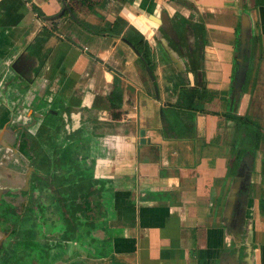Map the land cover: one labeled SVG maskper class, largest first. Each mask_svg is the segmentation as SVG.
<instances>
[{
	"label": "crops",
	"instance_id": "obj_1",
	"mask_svg": "<svg viewBox=\"0 0 264 264\" xmlns=\"http://www.w3.org/2000/svg\"><path fill=\"white\" fill-rule=\"evenodd\" d=\"M244 11L252 61L237 113ZM177 15L206 27L199 72L169 45ZM263 59L264 0H0V190L26 171L12 117L60 113L62 134L85 133L112 200L108 237L88 238L95 254L76 264H264V145L247 148L229 118L247 115Z\"/></svg>",
	"mask_w": 264,
	"mask_h": 264
},
{
	"label": "trees",
	"instance_id": "obj_2",
	"mask_svg": "<svg viewBox=\"0 0 264 264\" xmlns=\"http://www.w3.org/2000/svg\"><path fill=\"white\" fill-rule=\"evenodd\" d=\"M70 9L72 11V8ZM244 18L247 19L246 23L249 27L250 47L249 55L246 54L245 60L246 78L243 85V92L248 85L251 72L250 63L252 61L253 38L251 18L248 12L245 11L241 19L240 38L243 30ZM172 23L177 33V41H171L169 39V45L174 50L175 55L184 62L188 71H201V60L204 48L207 44V30L205 25L180 15L175 16ZM144 58L146 59V55ZM236 69L238 70V67H236ZM237 70H235V78ZM115 96L116 93L112 94L113 99L116 98ZM186 107L187 106H183V108ZM191 110H193V108H191ZM172 112L177 114L176 111L172 110ZM231 114L232 113L229 114V118L235 120L238 133L241 134L244 127H250L252 130V126L250 125L251 121L248 117L245 116L243 118L236 114ZM42 118V114L37 115L38 122ZM63 125V117L60 113L54 114L53 112H49L46 114L42 125L35 135L37 138L36 152L38 162L41 169L47 172V177L38 179L37 183H42V185L44 184L47 187V190L50 191V196L44 195V198L47 201L52 199L54 203L51 205L48 203L45 211L42 210V212H39L32 203L36 202L39 197H42V194L34 192V186H30L31 189L22 192L18 191L13 193L8 191L10 193H8L7 197H10V199L2 202L0 206L2 207L0 215L3 214L7 208L5 218L11 219V221H5V219L0 218V232L6 235V241L3 244V248L0 250V260L9 261L11 256L6 259L7 253L10 247L16 244V246L20 245V247L25 246L28 251L34 250L36 252H41L40 258L33 257L30 264H58L68 261H71L72 264H76L84 252L91 256L95 254L93 249L95 247L92 246V243L88 242V238L97 236L96 233H99L100 236L103 234L108 237V222L113 215L110 202L111 197L107 196L108 189L110 190L108 186L110 182L97 181L94 179V161L92 162V166L86 165L81 169V159L83 160L84 158L88 160V158H90L89 156L83 157L82 151H89V146L79 144V142L76 144L73 136L75 134L82 135L78 138L79 141V139L81 140L84 137L85 133L79 131L72 134H62ZM14 133L18 134L19 130L14 131ZM43 137L45 138L44 140L42 139ZM253 152L254 151L245 150L243 151V157L251 158ZM71 173L73 175H71ZM74 175L84 176L86 180L87 186L83 190V192H87L85 199H75L72 196V188L69 189L67 187L66 189L62 188V186L59 188L62 183L65 186L71 185L73 182L71 177ZM47 213H52V215L46 217ZM80 219L83 221V225L80 224ZM50 222L52 224H50ZM28 226L31 227L29 230L27 229ZM38 229H40L44 237L42 244L28 238L31 233L34 235ZM56 229H58V231ZM25 232L28 235V239L22 236ZM39 245L42 247L39 248Z\"/></svg>",
	"mask_w": 264,
	"mask_h": 264
},
{
	"label": "rangeland",
	"instance_id": "obj_3",
	"mask_svg": "<svg viewBox=\"0 0 264 264\" xmlns=\"http://www.w3.org/2000/svg\"><path fill=\"white\" fill-rule=\"evenodd\" d=\"M239 52H240V49H239ZM263 61H264V59H263ZM257 76H258V81H261V79L264 78V71L259 70V73ZM260 77H262V78H260ZM262 82H263L262 84L256 86L254 88V90L252 91V95L250 97L249 106H248L247 113H246L247 114L246 117H248V119L251 121L250 125L252 126L251 127L252 131L250 132L251 129L249 127H244V129L242 130V133L245 132V144H246L247 148H253V149L255 148L256 150L261 149L262 145H264V81L262 80ZM240 101H241V99H240ZM239 107H240V105H238V107L236 109L237 113H238ZM79 135L75 134L73 136V138H75L76 144H78V142H79V144L85 145L86 143H85L84 137L81 140L79 139V141H78V138L82 136V135H80V136ZM42 139L44 140L45 138L43 137ZM18 144H19V147L21 148V150L22 149L26 150L27 143L25 142V140L21 139ZM36 147H37V144H34V146L30 149V151H34V149ZM19 152H20V154L24 155L22 153V151H19ZM82 154H83V157L89 156L88 151H86V150H83ZM87 162H90V159L88 158V160H85L83 158V162L81 164V169L84 168V166L86 165ZM26 169H27V166H26ZM83 179H85V178L84 177L80 178V177L74 176L71 178V180H73L71 185L65 186L62 183L59 186V188L61 186H62V188H66V189H67V187L69 189L72 188L71 189L72 196L75 199H77V200L81 199V198L85 199L87 192L86 191L83 192V190L87 186V184H86V181H84ZM81 181H83V182H81ZM35 189H37L39 191V193L42 194V197H39L36 202L32 203V205L39 212H42V210L45 211V208H47L48 203L50 205L52 203H54V201L52 199L50 201L49 200L47 201L44 198V195L50 196V191H48L47 187L44 184L42 185V183H38L37 185H35ZM77 193L79 194V196ZM0 210H1V207H0ZM6 212H7V208L3 212V214L0 215V218H3V219H5V221L10 222L11 219L9 220L8 218H5ZM51 215H52V213H47L46 217H49ZM76 218H77V215H76ZM0 222H1V220H0ZM80 222H81L80 223L81 225L84 224L82 220ZM50 224H52V223L50 222ZM59 225H60V223H59ZM29 226H30V224H29ZM29 226L27 227L28 230L30 228ZM56 230L58 231V229H56ZM22 236H23V238L28 237L26 232H25V234L23 233ZM28 238H31L34 242H38L39 244H42L43 239H44L43 234L41 233L40 229H38V231H36L34 233V235L31 233ZM41 247L42 246L39 245V248H41ZM7 254L8 255H7L6 259L9 258L10 256H11V259L9 261L0 260V264H30L33 257L40 258L41 252L40 251L36 252L34 250L28 251L25 246L20 247V245L16 246V244H13L12 247H10V250ZM58 264H65V263L60 262Z\"/></svg>",
	"mask_w": 264,
	"mask_h": 264
},
{
	"label": "flooded vegetation",
	"instance_id": "obj_4",
	"mask_svg": "<svg viewBox=\"0 0 264 264\" xmlns=\"http://www.w3.org/2000/svg\"><path fill=\"white\" fill-rule=\"evenodd\" d=\"M240 40H241V38H240ZM240 44H241V42H240ZM2 81H3V77H0V89L1 90H2V85H3ZM0 94H1V91H0ZM13 111H15V110H13ZM13 113H16V112H13ZM47 113H49V112H46L43 115V118L39 122L37 121V116H34L33 118L31 116L26 118L27 116L23 117V116H19V114H15L16 116L14 115L12 117L13 118L12 121L13 120H15V121H14L13 125L11 126V130L13 132L16 130H19V133L15 134L16 137H14L15 144H18L21 139L25 140V142L27 143L26 150H23V149L21 150V148L19 147V151H22V153L24 154V155H22V154L21 155L24 157L23 159L26 162L27 169L23 174H21L22 177L24 178V183L21 184L18 188H16V189L5 188V189L0 190V206L4 200L10 199V197H7L8 193H10V192L14 193V192H18V191H21V192L27 191V190L31 189L30 186L35 187V185L38 184L37 183L38 179L47 177L46 170L41 169V167L39 165L36 148L34 149V151H30V149L34 146V144L37 143V138L35 135H36L39 127L42 125V122L45 119V116ZM85 145L89 146L87 144H85ZM89 157H90V155H89ZM89 159H90V162H87L86 165L92 166V162L94 161V159H92L91 157ZM82 162H83V160L81 159V164H82ZM93 167H94V164H93ZM71 175H73V174H71ZM74 176L75 177L77 176L80 178L82 177V176H78V175H74ZM74 176H72V177H74ZM83 180L86 181L85 179H83ZM81 182H83V181H81ZM33 189H34V192L39 193V191L37 189H35V188H33ZM8 191H10V192H8ZM5 241H6V235L3 232H0V250L3 248V244L5 243Z\"/></svg>",
	"mask_w": 264,
	"mask_h": 264
},
{
	"label": "water",
	"instance_id": "obj_5",
	"mask_svg": "<svg viewBox=\"0 0 264 264\" xmlns=\"http://www.w3.org/2000/svg\"><path fill=\"white\" fill-rule=\"evenodd\" d=\"M247 19L245 18L243 22V30L241 34V48L240 52L238 54V70H237V75L235 78V84H234V93L233 96L231 97V104L237 109L239 105V101L241 99V96L243 94V85L245 83V78H246V54L249 55V27L248 24L246 23ZM145 133H142V136H144ZM143 141H145L143 139ZM251 158L250 157H245L243 159V163L239 172V178H240V188L242 191L247 192L248 188L250 186L251 182ZM239 181V180H238ZM247 196H239L236 198V202L234 204V207L236 208L237 204H241L240 201L243 202L244 205L247 203ZM237 214H239V226L237 227L238 230L236 232L240 234L242 225H243V219H244V214H245V209L244 208H239L236 210Z\"/></svg>",
	"mask_w": 264,
	"mask_h": 264
}]
</instances>
